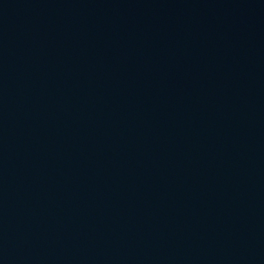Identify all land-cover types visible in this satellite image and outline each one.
<instances>
[{
	"label": "water",
	"instance_id": "obj_1",
	"mask_svg": "<svg viewBox=\"0 0 264 264\" xmlns=\"http://www.w3.org/2000/svg\"><path fill=\"white\" fill-rule=\"evenodd\" d=\"M0 264H264V0H0Z\"/></svg>",
	"mask_w": 264,
	"mask_h": 264
}]
</instances>
